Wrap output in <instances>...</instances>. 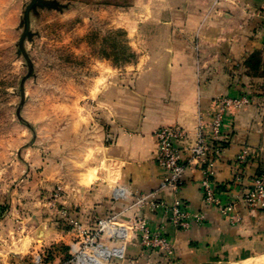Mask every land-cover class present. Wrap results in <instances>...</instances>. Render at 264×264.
<instances>
[{
	"label": "crops",
	"instance_id": "1",
	"mask_svg": "<svg viewBox=\"0 0 264 264\" xmlns=\"http://www.w3.org/2000/svg\"><path fill=\"white\" fill-rule=\"evenodd\" d=\"M134 1L139 13L125 12L123 27L136 60L117 66L92 59L76 91L75 123L60 126L59 153L53 145L23 141L7 168L1 166L0 264H21L41 251L53 255V264H68L63 249L75 233L64 213L85 227L115 216L113 226L127 229L124 258L102 264H251L264 258V209L239 202L223 215L204 202L203 167L191 162L199 121H212L215 99L249 95L254 102L228 115L220 150L211 153L213 182L234 196L242 149L250 155L243 185L264 176V0ZM173 125L187 132L179 142L187 166L177 191L163 186L155 135ZM143 196L167 205L181 200L204 219L177 228L164 208L141 203ZM137 215L165 233L172 259L143 247L133 229ZM114 227L101 236L106 247L116 245Z\"/></svg>",
	"mask_w": 264,
	"mask_h": 264
},
{
	"label": "rangeland",
	"instance_id": "2",
	"mask_svg": "<svg viewBox=\"0 0 264 264\" xmlns=\"http://www.w3.org/2000/svg\"><path fill=\"white\" fill-rule=\"evenodd\" d=\"M57 1L61 10L31 12L33 35L25 37L24 51L19 42L31 0L0 1V168H7L24 142L53 145V153H59L60 126L75 123L76 91L81 77L91 73L92 59L122 66L137 58L123 26L125 12L139 13V2ZM263 263L264 258L251 262Z\"/></svg>",
	"mask_w": 264,
	"mask_h": 264
},
{
	"label": "built area",
	"instance_id": "3",
	"mask_svg": "<svg viewBox=\"0 0 264 264\" xmlns=\"http://www.w3.org/2000/svg\"><path fill=\"white\" fill-rule=\"evenodd\" d=\"M217 110L213 119L206 124L202 119L198 125V138L191 148V162L203 167V179L201 180V191L204 202L218 208L225 216H230V211L235 209L239 202H243L249 209H264V176L256 175L251 179L249 186L243 185L244 170L250 159L249 152L242 149L235 160V172L233 175L234 196L229 197L227 192L221 191L213 182L214 161L211 153H218L228 115L236 110L251 105L254 100L249 95L222 96L215 99ZM158 140L157 160L159 165L166 171L163 186L177 191L182 184L183 173L186 163L183 160L179 142L184 141L187 132L178 125L163 126L156 130ZM141 203H149L151 207H162L170 214L171 223L180 229H189L194 220L203 221L202 213L192 214L188 206L181 200H175L172 205L163 201H157L150 196H143ZM65 220L72 227L74 237L68 247V264H102L103 260L123 259L125 246L122 243L127 236V229L114 227L115 216L101 218L91 227H85L81 220L64 213ZM238 221L240 217H231ZM117 226V225H116ZM111 227L114 231L116 245L104 246L100 239L104 232ZM133 229L140 235L143 247L151 252L161 251L172 259L174 248L168 237L160 230H151L146 220L137 215L133 219ZM21 264H53L48 251H41L30 259H22Z\"/></svg>",
	"mask_w": 264,
	"mask_h": 264
},
{
	"label": "water",
	"instance_id": "4",
	"mask_svg": "<svg viewBox=\"0 0 264 264\" xmlns=\"http://www.w3.org/2000/svg\"><path fill=\"white\" fill-rule=\"evenodd\" d=\"M38 7L61 10L64 6L57 0H31L24 12V32L19 42L21 48L20 51H24L23 44L25 37L31 38L33 35L32 31L30 30V14L32 11H37Z\"/></svg>",
	"mask_w": 264,
	"mask_h": 264
},
{
	"label": "trees",
	"instance_id": "5",
	"mask_svg": "<svg viewBox=\"0 0 264 264\" xmlns=\"http://www.w3.org/2000/svg\"><path fill=\"white\" fill-rule=\"evenodd\" d=\"M63 250H64V252H65V254H66V257H69V256H68V249H67V247H64V249H63ZM50 258H52V255H51V257H50Z\"/></svg>",
	"mask_w": 264,
	"mask_h": 264
}]
</instances>
